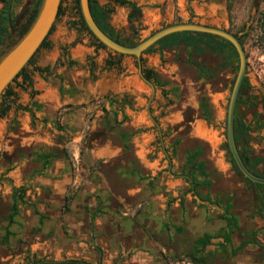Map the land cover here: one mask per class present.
Returning <instances> with one entry per match:
<instances>
[{
    "label": "crops",
    "instance_id": "crops-1",
    "mask_svg": "<svg viewBox=\"0 0 264 264\" xmlns=\"http://www.w3.org/2000/svg\"><path fill=\"white\" fill-rule=\"evenodd\" d=\"M94 1L99 6L113 9L108 4ZM129 1L140 7V14L147 15L148 21L161 17V3L150 5L152 8L145 13L138 0ZM169 11L168 7V14ZM111 14L108 24L119 35ZM139 21L138 17L135 22ZM187 21L190 20L184 22ZM97 52L100 53L101 48L94 43L91 46L78 44L61 59L45 63L44 67H35L41 76L48 75L47 78H33L30 73L26 74L27 79L20 77L16 87L11 88L13 95L3 98L10 109L0 117V152L10 150L12 142H17L20 150L28 151L32 164L37 166V171L31 174L34 192L77 199L69 207H53V211L48 212L46 227L42 229L52 231L53 240L62 232L69 246L80 248V252H72L69 248L67 254H77L79 259L69 258L68 264L71 261L105 264L100 260L101 251L104 261L114 256L132 264L177 260L184 252L177 243L180 232L185 230L184 224H188L186 231L193 236L192 241H186V247H189L186 253L191 262L208 264L210 260L224 256L235 264H261L264 260V188L253 183L256 189L251 191L219 189L215 186V178L229 170L228 164L219 162L216 170L210 168L202 158L199 145L185 151L181 165L184 173L165 180L161 159L150 157L151 132L145 130L153 121L162 134V128L150 110L152 96L147 99V109L135 115L129 108V99L135 90L131 95L128 93L125 88L128 81H124L118 90H112L113 84L108 80H96L97 71L119 68L121 56L109 50L103 63L97 66L90 57ZM84 59H87L86 71H79ZM108 61L114 66H108ZM56 64L63 66L70 76L56 71ZM147 81L141 76L142 86L151 87V81ZM99 101L102 104L95 106L94 103ZM248 126L251 138L252 126ZM250 138V156L263 160L259 166L263 171L264 158L253 154ZM79 145L82 155L76 163H70L68 149L62 153L58 149H73L76 158ZM197 149L200 154L193 160L194 165L186 164L187 154ZM20 187L26 190L25 200L28 190L18 184L11 188V199L13 190ZM25 203L19 208L29 205L37 212L36 229L39 230L43 215L34 204ZM186 209L196 216L192 220L181 216L182 224H177L178 210ZM16 217L13 224L17 222ZM215 225H218L217 229H214ZM254 232L259 233L252 239L250 234ZM206 235L211 236V240L198 245ZM113 244L117 249L109 253L108 247ZM90 247H96L98 251L94 263L89 262L90 256H96Z\"/></svg>",
    "mask_w": 264,
    "mask_h": 264
},
{
    "label": "rangeland",
    "instance_id": "rangeland-1",
    "mask_svg": "<svg viewBox=\"0 0 264 264\" xmlns=\"http://www.w3.org/2000/svg\"><path fill=\"white\" fill-rule=\"evenodd\" d=\"M6 1L10 2L9 11L14 19V26L4 37L0 46V56L19 39L20 30L29 20L38 0H5V2L0 0V27L3 24L1 17ZM97 1L113 8L111 20L120 37L133 38L136 42L171 23L179 22L178 19L183 22L190 20L220 27L237 34L243 41L242 45L247 56L245 76L247 83L243 89V96L247 101L239 104L237 118L252 126L250 138L252 152L264 158V25L261 23V19L264 18V0H138L145 13L152 8L150 5L162 4L161 17H154L148 21L147 15L140 14L139 23L127 19L129 12L127 7L107 0ZM60 3L62 12L47 37V45L37 51L25 70V73H30L33 78L48 77V75L41 76L35 67H44L45 63L50 64L56 59H61L67 53L70 54L78 44L86 46L95 44L88 32L80 27L81 14L76 0H61ZM168 17L171 19L168 20ZM108 51L101 48V55L98 52L90 54L91 60L94 59L97 66L100 65ZM141 59L143 67L152 69L161 80V85L151 81L152 87L142 86ZM86 60L84 59L78 67L79 71L83 69L86 71ZM194 62L203 66L206 73L200 74ZM119 64V68L110 71H97L98 78L94 75V79L108 80L113 84L112 90H118L124 81H128L125 87L128 93L131 95L134 93L133 90L136 93L129 99V108L135 112V115L147 109V99L149 95L152 96L150 110L152 117L162 128V134L153 121L145 130L151 132L150 157L161 159L162 175L165 180L169 181L174 179L175 175L184 173L181 171V165L185 159V151L199 145L203 152L202 158L210 168L216 170L219 162L228 164L229 170L225 174H217L215 186L233 192L256 189L255 185L246 183L242 175L232 167L226 141V111L237 73V57L235 58L233 54L214 55L207 50L189 55L184 45L170 49L155 45L149 52L143 54L139 61L135 57L123 55L119 58ZM57 65L56 71L59 70L65 76H70L71 73L65 71L63 66ZM19 81L20 77L12 83L11 88L16 87ZM139 88L140 91L137 90ZM201 100H205L210 109L209 121L202 117ZM100 104H102L100 101L94 103L95 106ZM257 122H260V125H257ZM12 144L10 150L0 152V264H68L69 258L79 259L77 254L72 256L67 254L69 248L72 252H80V248L76 245L69 246L63 239L62 232L53 240L52 231L42 230L48 222V212L53 207H69L74 205L77 199L52 197L46 192L39 194L34 192L32 186H35V183L31 174L37 171V166L32 164L33 161L29 158L27 150H20L17 142ZM78 147L76 158L73 156V149L68 147L58 149L61 153L68 149L70 163H76L82 155V146ZM17 184L27 188L25 201L34 204L44 217L39 230L36 229L38 214L29 205L19 208L15 224L10 225L7 222L12 203L11 188ZM177 215L176 223L180 225L181 216L189 220L196 216L187 209L178 210ZM103 225L106 226V223L104 222ZM183 226L185 230L180 232L177 243H180L184 252L177 260L165 259L163 262L153 264H200L191 262L187 256L189 247H186V241H192L193 236L189 230L186 231L189 229L188 224ZM215 226L214 229H217L218 225ZM7 230L11 235L5 239ZM258 233L254 232L250 237L255 239ZM116 249L114 244L108 247L109 253ZM90 250L96 256H90L89 262L94 263L98 251L96 247L93 249L90 247ZM102 253L101 251L100 260L105 264H132L125 258H116V256L104 261ZM208 264H235V262L229 261L227 257L218 256ZM261 264H264V260Z\"/></svg>",
    "mask_w": 264,
    "mask_h": 264
},
{
    "label": "trees",
    "instance_id": "trees-1",
    "mask_svg": "<svg viewBox=\"0 0 264 264\" xmlns=\"http://www.w3.org/2000/svg\"><path fill=\"white\" fill-rule=\"evenodd\" d=\"M110 1H113V2H115L121 6H125V7L130 8V13L128 15V19L130 21H136L138 19L139 15H140V7L137 6L135 2H132L129 0H110ZM4 2H5V0H4ZM40 2H41V0L37 1L35 10L33 11L32 15L30 16L27 23L20 30L19 38L26 32V30L28 29V27L32 23L33 19L35 18L36 13L38 11V6L40 5ZM76 3L78 5V0H76ZM9 6H10V2L6 1V6L4 7V9L2 11V17H1L3 24L0 27V46L2 45L4 37L8 33L9 29L13 28V26H14V19L12 18L11 14H10ZM89 6H90V11H91V14H92L94 21L97 23L99 28L104 33H106L111 39H113L114 41H116L122 45H126V46H134L135 44L138 43V42L134 41L133 38H121L120 35L116 34L112 30V28L108 24V20L110 19V14L112 13L111 9L99 6L94 0H89ZM61 12H62V10H61V3H60L56 19L61 14ZM261 23L264 25V18L261 19ZM79 24H80L81 29L87 31L88 34L93 38L95 45L97 47L107 49L103 44L98 42L93 37V35L89 32V30L87 29V27H86V25L83 22L81 17H80V23ZM52 29H53V26L51 27L48 35L52 31ZM227 31H230V30H227ZM48 35L43 40V42L41 43V45L39 46L37 51L40 48L47 45ZM234 35L237 36V34H234ZM237 37H238L239 41L243 44L242 39L239 36H237ZM155 45H159L160 48H163V49H170L173 47L184 45L186 48V51L189 55H191L192 53H199V52H203V51L207 50L214 55L223 54V55L228 56L230 54H233L235 58L237 57L235 49L233 48V46L228 41H226L220 37L213 36L210 34H204V33L181 32V33L171 34L167 37L162 38L161 40L156 42L154 45L149 47V49L147 51L143 52L142 55L149 52ZM37 51L34 53V55L37 53ZM110 52H112V51H110ZM115 54H117V53H115ZM34 55L29 60L28 64L15 77V79L12 81V83L15 82L19 77H22L23 79L28 78V76L25 73V70H26L27 66L29 64H31ZM117 55L123 56L121 54H117ZM132 57H134V56H132ZM141 62H142V59H141ZM107 65L112 67V66H114V63L111 61H108ZM141 65H142V76L144 78H146L148 81H152L153 83H155L157 85H161V80L154 73V71L152 69L143 67V62ZM194 65L198 68L200 74L206 73V69L203 66H201L199 63L194 62ZM38 70H40V69H38ZM44 70H47V69L45 68ZM12 83H10L8 85V87L4 90L3 94L0 96V100H2L1 104H0V117L5 116L6 113L8 112V110L10 109V106L8 104H5V102L3 101V98L13 95V92L11 90ZM246 83H247V79L245 78L243 83H242V86H241V89L239 92V96L237 99V103H236L235 116H234V126H233V128H234V139H235V143H236L238 152H239L241 159L244 162L245 166L251 172L255 173L256 175L264 177V170L263 171L259 170V166L261 164H263V160L260 158H254V157L250 156L249 145H248L249 138H250V135H249L250 127L248 125H246L245 123L241 122L237 118V108H238L239 104L246 103V101H247L245 99V97L243 96V89H244ZM200 109H201L202 117L206 121H209V119L211 117V112H210V109H209L207 103L205 102V100L200 101ZM199 154H200V151L198 149L192 153H188L187 158H186L187 159L186 164H192V166H193L194 165L193 160ZM229 157H230L229 159H230V163H231L232 167L234 168V170L236 172H238L241 175V173L237 169L233 159L231 158L230 154H229ZM243 179L246 183H248L250 185H254L248 179H246V178H243ZM256 186L258 188H264V185H262V184H257ZM25 191L26 190L22 187L13 190L12 203L10 206V213L8 214V222L10 225L15 222V217L19 212V205H25L26 204L25 200H24ZM10 235H11V233H9V231H8L5 235V239H7V237ZM211 238L212 237L209 235L204 236V238L202 240L198 241V245L202 246V245L207 244L211 240ZM71 264H78V263H77V261H71Z\"/></svg>",
    "mask_w": 264,
    "mask_h": 264
},
{
    "label": "water",
    "instance_id": "water-1",
    "mask_svg": "<svg viewBox=\"0 0 264 264\" xmlns=\"http://www.w3.org/2000/svg\"><path fill=\"white\" fill-rule=\"evenodd\" d=\"M61 0H41L35 18L26 32L0 56V96L21 70L28 64L31 57L37 51L43 40L53 26ZM81 18L93 37L103 44L108 50L127 56H134L138 61L143 52L164 37L181 32H197L210 34L228 41L236 51L238 58L237 73L231 88L226 111V141L231 158L241 175L254 184L264 185V177L251 172L244 164L238 152L234 139V116L237 99L246 76L247 56L242 43L238 37L226 29L206 25L202 23L187 21L165 26L134 46L122 45L111 39L104 33L94 21L89 0H78ZM139 73L140 64H139ZM142 76V74H141ZM142 78L147 81L143 76ZM149 83V81H147ZM152 87V85H151Z\"/></svg>",
    "mask_w": 264,
    "mask_h": 264
}]
</instances>
